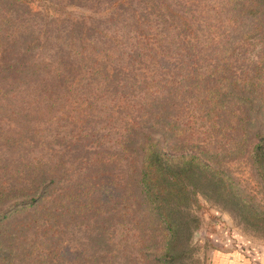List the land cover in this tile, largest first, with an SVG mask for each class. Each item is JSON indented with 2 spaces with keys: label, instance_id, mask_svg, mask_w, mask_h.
Listing matches in <instances>:
<instances>
[{
  "label": "trees",
  "instance_id": "16d2710c",
  "mask_svg": "<svg viewBox=\"0 0 264 264\" xmlns=\"http://www.w3.org/2000/svg\"><path fill=\"white\" fill-rule=\"evenodd\" d=\"M6 1L28 7L32 0ZM215 3L216 22L224 25L221 32L209 30L210 22L199 24L187 10L189 0H105V19L95 27L88 22L84 31L81 20L69 22L63 34L53 37L55 53L47 48L45 32L34 37L20 20L3 18L7 28L0 30V80L12 85L24 78L25 88L38 92L44 114L50 115L47 122L53 125L63 119L57 128L61 134L56 135L63 136L64 145L75 153L70 158L79 162L74 166L69 156L55 153L31 157L22 171L27 184L1 180L0 202L14 206L0 213L1 220L31 210L30 220L12 225L10 241L33 233L43 238L40 244L47 251L55 250L57 227H65L55 220L62 214L58 202L67 206L69 200L79 198L81 208L88 203V218L92 212L102 215L105 206L112 211L115 191L127 183L126 178L114 180L112 160L119 152L129 157L125 163L135 190L155 218L162 240L157 261L177 264L170 249L180 229L173 209L190 200L191 177L200 175L208 183L219 174L201 156L203 151L186 141L181 124L197 120L213 129L238 126L246 135L244 116L259 105L257 99L264 92V0ZM86 91L88 99L73 101L75 92ZM185 110L190 114L184 123ZM95 116L110 127L113 121L121 124L117 151L91 149L94 129L88 133L71 128L79 121L98 119ZM86 138L91 146L83 143ZM250 156L264 178L263 135L257 134ZM59 171L70 172V177L62 181ZM59 183L61 188L51 195V189L56 190L53 185ZM126 202L122 193L120 203L127 207Z\"/></svg>",
  "mask_w": 264,
  "mask_h": 264
},
{
  "label": "rangeland",
  "instance_id": "374dc122",
  "mask_svg": "<svg viewBox=\"0 0 264 264\" xmlns=\"http://www.w3.org/2000/svg\"><path fill=\"white\" fill-rule=\"evenodd\" d=\"M216 1L189 0L191 6L187 10L202 26L210 22L209 30L221 32L224 25L216 22ZM105 12V0H32L28 7L0 0V30L7 28L3 18L8 20L11 16L13 21L20 20L23 28H31L34 37L45 32L49 36L47 48L55 53L53 37L63 34L61 30H66L69 22L81 20L80 30L84 31L88 29V22L91 27L101 23ZM11 30L9 26V32ZM25 82L21 78L7 85L0 80V182L9 178L16 186L27 184L28 177L22 175V171L31 157L48 158L55 153L64 158L69 156L68 160L74 166L79 163L70 158L75 153L64 145L63 136L56 135L61 134L57 128L64 123L63 119L50 125L47 122L50 115L44 114V107L37 100L38 92L26 89ZM79 97L88 99V91L84 95L75 92L73 101ZM257 103L259 105L244 116L248 119L246 135L238 126L235 130H226V126L213 129L197 120L186 124L190 113L184 111L185 124L180 126L183 136L192 146L196 144L197 150L203 151L201 156L213 163L219 174L215 182L208 183L200 175L191 177L190 200L186 199L173 209L174 220L180 229L170 249L177 264H207L209 251L215 244L222 242L226 246L237 236L264 242V178L250 156L257 134L264 136V92ZM95 117L98 119H86L88 126H85L86 121H79L71 128L74 132L84 129L88 133L89 128H93L95 143L91 146L86 138L82 140L84 144H89L91 149L117 151L121 124L113 121L114 127H110L103 118ZM128 159L127 155L118 152L112 160V172L117 176L114 180L127 179L125 188L115 191L117 203L112 211L105 206L102 215L92 212L88 218V203L85 204L87 207L81 208L79 198L69 200L67 206L63 201L58 202L62 214L55 220H61L65 227H57L59 232L54 239L53 251H47L40 244L43 238L33 233L10 241L14 231L12 225L18 224L16 220H30L27 218L30 209L13 213L3 220L0 218V264H160L156 258L162 252L161 236L156 230L155 218L135 190L130 168L125 163ZM262 170L264 172V165ZM61 173L62 181L70 177V172L59 171L58 174ZM72 178H76L75 175ZM55 180L58 182L57 176ZM60 183L53 185L56 190L52 188L51 195L61 188ZM122 193L127 199V207L120 203ZM18 200L22 198L15 202H20ZM12 204L0 202V213L14 210ZM38 220L42 219L38 217Z\"/></svg>",
  "mask_w": 264,
  "mask_h": 264
},
{
  "label": "crops",
  "instance_id": "0c3cea01",
  "mask_svg": "<svg viewBox=\"0 0 264 264\" xmlns=\"http://www.w3.org/2000/svg\"><path fill=\"white\" fill-rule=\"evenodd\" d=\"M228 245L215 244L209 251L207 264H264V242L245 236L230 239Z\"/></svg>",
  "mask_w": 264,
  "mask_h": 264
}]
</instances>
